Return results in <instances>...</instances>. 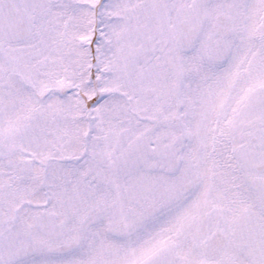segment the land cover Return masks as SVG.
I'll return each mask as SVG.
<instances>
[{
  "label": "snow or ice",
  "instance_id": "6c2138e0",
  "mask_svg": "<svg viewBox=\"0 0 264 264\" xmlns=\"http://www.w3.org/2000/svg\"><path fill=\"white\" fill-rule=\"evenodd\" d=\"M0 264H264V0H0Z\"/></svg>",
  "mask_w": 264,
  "mask_h": 264
}]
</instances>
